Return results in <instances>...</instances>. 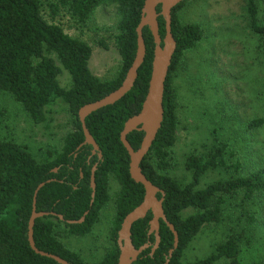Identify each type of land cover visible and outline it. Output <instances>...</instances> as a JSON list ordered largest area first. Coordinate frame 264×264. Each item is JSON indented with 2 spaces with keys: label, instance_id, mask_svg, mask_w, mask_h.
Listing matches in <instances>:
<instances>
[{
  "label": "trees",
  "instance_id": "1",
  "mask_svg": "<svg viewBox=\"0 0 264 264\" xmlns=\"http://www.w3.org/2000/svg\"><path fill=\"white\" fill-rule=\"evenodd\" d=\"M258 1L246 0L245 10L247 26L262 48L264 23L259 17ZM188 2L191 1L182 0L171 10V31L176 49L165 81L163 121L141 162V169L149 181L164 191V214L178 234V246L167 264H244L239 255L242 243L249 240V236L245 237V228L230 232L212 253L202 259L187 263L181 259L189 242L204 225L223 220L227 202L234 200L235 203L238 198L239 209L247 216L246 225L251 226L256 221V213L250 209L243 211L255 198L264 196V166L242 173L240 162L225 163L222 149H217L208 158L194 154L187 157L185 166L192 174L187 184H181L167 174L173 165L172 148L178 129L174 74L186 53L195 49L205 35L202 25L181 19L179 12ZM143 3L144 0H0V92L11 96L34 124L45 122L47 108L61 100L71 114L73 125L64 136L62 146L46 150L40 158L26 146L0 138V264H58L35 253L27 237L34 191L47 180L51 181L46 182L36 195L38 212H54L65 220H77L85 212L87 215L79 224H67L51 215L37 218L33 227L36 247L72 264H87L77 251L63 243V236L81 237L90 233L103 208L112 201L114 220L110 238L113 247L96 264H116L119 253L117 231L125 215L140 204L144 195L143 186L129 175V156L119 136L125 121L140 111L147 92L154 48L148 27L142 30L146 53L133 87L114 104L85 118V125L101 150V159L91 154V145L82 144L84 135L77 112L83 105L103 98L122 83L135 57L136 27ZM44 5L52 13L65 10L82 27L97 7L114 5L117 11L114 42L121 57L118 73L107 80L94 75L89 68L91 46L65 33L60 25L47 21L43 15ZM159 11L160 6L157 7ZM157 20L159 34L163 37L164 19L159 16ZM99 44L104 45L103 42ZM63 70L70 77L68 87L59 83ZM263 124L264 118H255L250 120L248 128L257 129ZM143 135L137 130L127 135L133 149L139 148ZM94 165L96 188L91 204L90 178ZM215 167H234L235 172L228 179L198 188L200 177ZM113 180L118 188L111 194L110 182ZM190 208L196 212L183 216V212ZM151 218L149 212L131 227V239L136 248L150 243L133 264H165L172 248L173 234L160 220L159 246L150 254L154 243V235H148ZM61 225L64 229L59 228ZM221 259L225 262L219 263ZM252 264H264V260Z\"/></svg>",
  "mask_w": 264,
  "mask_h": 264
},
{
  "label": "rangeland",
  "instance_id": "2",
  "mask_svg": "<svg viewBox=\"0 0 264 264\" xmlns=\"http://www.w3.org/2000/svg\"><path fill=\"white\" fill-rule=\"evenodd\" d=\"M190 1L180 10L181 19L199 23L205 35L195 49L186 53L174 74L178 129L172 148L173 165L167 174L181 184L191 181V171L185 164L193 154L208 158L222 149L225 163L240 162L242 173L264 166V124L257 129L248 128L250 120L264 118V47H259V40L247 26L246 0ZM258 7L264 23V0L258 1ZM43 15L68 35L91 46L89 68L94 75L107 80L118 73L121 57L114 42L117 20L114 5L97 7L83 27L65 10L52 13L44 5ZM59 83L69 86L66 70L60 74ZM72 129L71 114L61 100L47 108L45 122L34 124L11 96L0 92V138L26 146L37 158L50 148L59 149ZM234 172V167L210 168L200 177L198 188L228 179ZM117 188L118 184L111 181L110 193ZM235 203L227 202L220 223L204 225L192 238L183 252V263L206 257L230 232L244 228L249 240L245 239L241 245L240 260L244 264L264 260V196L255 198L243 211L250 209L256 213L251 226L246 225L247 216L240 211L238 198ZM195 212L190 208L182 215ZM113 215L114 205L110 201L90 233L81 237L64 235L63 243L77 251L87 264H96L113 247L110 238Z\"/></svg>",
  "mask_w": 264,
  "mask_h": 264
},
{
  "label": "water",
  "instance_id": "3",
  "mask_svg": "<svg viewBox=\"0 0 264 264\" xmlns=\"http://www.w3.org/2000/svg\"><path fill=\"white\" fill-rule=\"evenodd\" d=\"M181 1L182 0H144L140 21L136 27L137 38L135 57L126 72L122 83L117 89L110 92L103 98L83 105L77 112L78 120L81 123V128L84 135V141L82 144L91 145V154H96L98 158L101 159V150L87 129L85 125V118L92 112L114 104L133 87L137 77L138 69L143 63L146 53L142 30L144 27H148L153 37L154 48L147 92L143 99L140 111L125 121L119 136L120 141L129 156V175L134 182L143 186L144 195L140 204L125 215L120 224V228L117 231L116 244L118 246L119 253L116 264H133L137 260L138 256L145 249L150 247V243L148 242L136 248L133 245L131 239V227L133 223L144 218L149 212L152 214V218L149 221L148 235H154V243L151 246L150 254L152 255L159 246L160 220L166 224L173 234V245L168 251L165 264L168 263L173 251L178 246V234L174 228V225L167 220L162 206L165 193L146 178L141 169V162L148 153L163 121V94L165 81L171 65L173 54L176 49V42L171 31V10ZM158 6H160L159 12H157ZM159 16H162L164 19L163 37H161L159 34V23L157 20ZM134 130L142 131L144 133L140 146L137 149H133L127 140V135ZM95 170L96 165H94L91 169V204L93 203L96 188L94 177ZM54 171H56V169H54ZM50 181L51 180H47L40 183L34 191L32 211L28 221V243L31 249L41 256L51 258L58 264H72L58 255L38 249L34 242L33 227L37 218L51 215L57 216L60 220L66 222L67 224H79L84 221L85 216L87 215V212H85L77 220H65L62 215L56 214L54 212H38L36 210V195L38 191L45 185V183ZM158 194H160V197H158Z\"/></svg>",
  "mask_w": 264,
  "mask_h": 264
}]
</instances>
